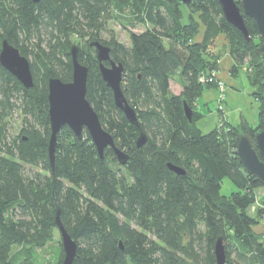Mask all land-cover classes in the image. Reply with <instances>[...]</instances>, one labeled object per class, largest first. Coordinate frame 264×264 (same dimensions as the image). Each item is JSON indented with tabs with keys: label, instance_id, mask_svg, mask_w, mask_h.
Listing matches in <instances>:
<instances>
[{
	"label": "trees",
	"instance_id": "1",
	"mask_svg": "<svg viewBox=\"0 0 264 264\" xmlns=\"http://www.w3.org/2000/svg\"><path fill=\"white\" fill-rule=\"evenodd\" d=\"M113 4L123 9L132 4L152 28L131 31L130 45L114 33L104 38ZM244 19L249 40L224 18L218 0H0V48L6 39L28 58L34 83L26 88L0 62V264H42L39 250L53 239L57 215L77 241L74 264H219L214 248L220 236L225 264H264V232L254 228L264 212L248 213L263 184L235 151L239 133L255 145L256 131L264 129V58L255 51L263 40L255 19ZM75 33L87 38L89 48L86 53L79 47V59L89 70L87 100L129 154L125 165L109 147L101 159L87 130L78 138L64 126L52 168L48 80H72L66 47ZM221 33L236 67L249 60L260 121L255 127L244 120L228 131L215 127L204 133L196 126L202 115L194 105L205 88L201 75L219 67L211 49ZM97 40L123 64V90L140 126L129 123L102 79L90 44ZM176 72L185 81L177 95L170 88ZM139 98L149 107L137 108ZM184 102L194 110L193 121ZM15 111L23 125L10 140L7 119ZM142 131L148 139L139 147ZM169 163L185 174H176ZM225 178L236 189L223 195ZM63 255L60 243L49 264H62Z\"/></svg>",
	"mask_w": 264,
	"mask_h": 264
},
{
	"label": "water",
	"instance_id": "2",
	"mask_svg": "<svg viewBox=\"0 0 264 264\" xmlns=\"http://www.w3.org/2000/svg\"><path fill=\"white\" fill-rule=\"evenodd\" d=\"M38 3L41 0H33ZM182 3L189 4L193 0H181ZM223 9L224 18L235 28L240 30L244 37L249 40L250 35L247 30L244 16L254 18L257 29L263 42L255 49L256 53L264 58V0H218ZM96 48V58L99 60V69L102 79L113 91V98L118 109L124 113L131 124L140 126L138 113L130 101L127 100L125 90H123L124 67L120 62L111 58V48L101 41L90 43ZM70 55L72 59L73 76L71 81H62L59 77H51L48 82V104L50 115L51 135L49 141V159L52 168L55 164L57 134L64 126H70L75 136L81 138L83 131L87 130L92 137V141L97 148L99 157L103 159L106 148H112L117 156L118 162L125 165L129 159V154L120 148L112 135L100 122L98 113L87 100V78L88 67L79 59V46L72 45ZM0 62L10 73H13L18 81L26 87L32 88L33 73L31 72V62L23 55L17 47L4 39L0 48ZM264 62V59H263ZM108 65H107V64ZM264 73V63H263ZM264 84V80H263ZM184 109L188 120H192L194 110L184 102ZM136 140V145H145L148 135L143 131ZM255 145L245 133L236 136L235 151L245 170L255 177L257 181L264 185V129H259L254 135ZM170 168L178 175L185 174V169L169 163ZM56 225L62 237L61 243L64 250L62 264H74L77 254V241L69 234L65 225L62 224L59 215L56 217ZM214 248L216 261L225 264L227 253L222 237L216 239ZM121 247L123 244L120 242Z\"/></svg>",
	"mask_w": 264,
	"mask_h": 264
},
{
	"label": "rangeland",
	"instance_id": "3",
	"mask_svg": "<svg viewBox=\"0 0 264 264\" xmlns=\"http://www.w3.org/2000/svg\"><path fill=\"white\" fill-rule=\"evenodd\" d=\"M133 3V0H131ZM187 12V11H186ZM111 18L107 21V30L102 33L104 38H108L110 33H114L117 36L118 40L122 41L126 45L131 44V35L130 32L134 31L136 33H141L147 28H152L153 25L146 23L141 19L144 14L138 12L134 9V6L131 4L129 7L120 8L116 4L111 6ZM202 27L198 39H200L204 33ZM219 38V41H218ZM216 40L215 46L211 49L216 60L218 61L219 67L215 71H209L210 74L216 75L218 83H223L225 86L224 90L220 89L218 83L215 82V85H210L209 83H204L205 85L202 93L199 95V99L195 103V107L199 113H201L200 119L196 122V126L201 129L204 133L211 132L215 127L222 128L228 131L231 126H239L244 120H247L252 126L255 127L260 121L259 117V103L254 95L257 88L250 83L248 67L249 60L244 64L238 65L233 59V66L231 57L229 56V42L225 36V41H223L224 34L221 33ZM218 42V46H217ZM78 45L80 48L87 53L89 50L87 45V38L83 39L77 33L71 36V43L67 45L66 49L71 50L72 45ZM167 47L170 46L167 40H165ZM96 54V53H95ZM71 56V55H70ZM209 74V73H208ZM171 85L172 93L177 95L184 89V78L181 76L180 72H176L172 76ZM207 85V86H206ZM210 85V86H209ZM222 97V101L219 100ZM220 105L222 106L220 108ZM149 107L148 100L138 99L137 108L145 109ZM22 120L23 117L19 114L18 111H15L9 119H7V137L12 139L13 136L17 135L22 129ZM241 131V130H240ZM151 135V133L149 134ZM41 170L39 167L35 171ZM236 188L234 184L231 183L229 178H225L222 182L221 193L223 195L228 194L234 191ZM257 196L256 201L250 205L248 208V213L253 217H258V211L260 208L264 212V185L259 186L255 190ZM258 233L264 232V219L260 221L254 227ZM231 234L235 233V229L229 228ZM62 237L58 228L53 229V239L49 242L45 248L39 250V259L42 264H49L59 253V246L61 243ZM14 249H16L14 247ZM55 261V260H54Z\"/></svg>",
	"mask_w": 264,
	"mask_h": 264
},
{
	"label": "built area",
	"instance_id": "4",
	"mask_svg": "<svg viewBox=\"0 0 264 264\" xmlns=\"http://www.w3.org/2000/svg\"><path fill=\"white\" fill-rule=\"evenodd\" d=\"M200 82L202 83V84H204V83H209V82H216V83H218V80H217V77H216V75H214L213 73L212 74H202L201 75V77H200ZM218 85L220 86V89H222V90H224V88H225V86H223V83H221V82H219L218 83ZM220 102L222 101V97H221V99L219 100ZM222 106L220 105V108H221Z\"/></svg>",
	"mask_w": 264,
	"mask_h": 264
},
{
	"label": "crops",
	"instance_id": "5",
	"mask_svg": "<svg viewBox=\"0 0 264 264\" xmlns=\"http://www.w3.org/2000/svg\"><path fill=\"white\" fill-rule=\"evenodd\" d=\"M203 31H204V29H203ZM203 33H204V32H203ZM218 37H219V36H218ZM201 38H202V37H201ZM201 38H200V39H201ZM218 41H219V38H218ZM223 41H225V35H224ZM217 46H218V42H217ZM228 52H229V51H228ZM229 56L231 57V61H232V62H231L232 65H231V66H233V58H232V56H231L230 53H229ZM170 88H171V87H170ZM171 89H172V88H171ZM182 91H183V89H182ZM182 91H181V92H182ZM181 92H179V93H177V94H180Z\"/></svg>",
	"mask_w": 264,
	"mask_h": 264
},
{
	"label": "flooded vegetation",
	"instance_id": "6",
	"mask_svg": "<svg viewBox=\"0 0 264 264\" xmlns=\"http://www.w3.org/2000/svg\"><path fill=\"white\" fill-rule=\"evenodd\" d=\"M107 64V63H106ZM108 65V64H107Z\"/></svg>",
	"mask_w": 264,
	"mask_h": 264
}]
</instances>
